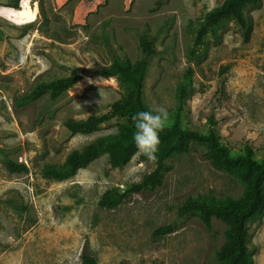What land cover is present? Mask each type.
Segmentation results:
<instances>
[{"label":"rangeland","instance_id":"rangeland-1","mask_svg":"<svg viewBox=\"0 0 264 264\" xmlns=\"http://www.w3.org/2000/svg\"><path fill=\"white\" fill-rule=\"evenodd\" d=\"M224 1L0 0V264H82L85 254L97 264H218L225 224L214 219L207 231L197 216L178 211L200 194L238 199L244 186L213 168L204 147L170 159L162 186L134 194L114 210L99 206L103 194L141 183L154 161L136 155L123 169L110 170L104 154L63 182L45 179L41 169L117 133L103 125L92 134H71L64 124L104 114L126 94L116 79L93 71L109 64L113 52L139 60L143 34L157 50L147 104L166 108L170 126L179 84L192 67L182 127L205 133L214 117L232 152L251 146L263 160L264 0L245 11L252 22L249 41L230 20L206 37L194 62L187 56L199 21ZM75 73L89 74L60 98L24 101L39 85ZM8 161L26 163L29 171L12 174ZM169 224L174 233L155 236ZM250 234L255 262L264 264V218Z\"/></svg>","mask_w":264,"mask_h":264},{"label":"trees","instance_id":"trees-1","mask_svg":"<svg viewBox=\"0 0 264 264\" xmlns=\"http://www.w3.org/2000/svg\"><path fill=\"white\" fill-rule=\"evenodd\" d=\"M259 2L260 0H225L222 5L208 12L195 28V38L187 55L189 61L196 60L198 50L206 37L226 21L234 20L244 41H249L252 22L245 11L248 7L259 5ZM12 7L18 9L19 2H15ZM140 48L141 58L134 63L113 52L109 64L98 66L93 71L105 79H116L126 89V94L111 104L104 114L90 116L82 121L69 119L64 124L71 134H92L103 125L117 129V133L82 149L73 150L61 165L45 164L41 169L45 179L57 182L69 180L104 154L108 155L110 170L123 169L137 155L138 150L133 140L135 132L133 117L140 111L153 110L147 104L145 89L151 61L157 54L155 40L148 34L140 37ZM88 74L75 73L41 84L26 95L24 101L27 103L37 101L45 95L56 100ZM193 76L194 69L189 67L184 80L179 84L173 123L159 133L160 144L154 161V170L146 175L141 183L132 185L125 191L119 188L107 190L99 206L114 210L132 195L162 186L165 175L170 170L167 162L173 157L188 153L194 145L202 146L206 149L205 157L213 168L243 184V194L238 199L231 196L218 197L213 193L200 194L189 198L179 209L178 214L180 217L197 216L207 231L212 230L214 219L225 224L224 243L216 252L218 264H256L249 247L250 231L253 224L261 222L264 218V159L258 160L251 146H246L243 152H232L222 142L214 117H210V128L205 133L182 127L181 118L187 100L192 94ZM6 167L12 174L29 171L25 163L8 161ZM175 231L176 226L169 224L160 227L155 236L161 238ZM82 264H97V260L94 256L85 254L82 257Z\"/></svg>","mask_w":264,"mask_h":264},{"label":"clouds","instance_id":"clouds-1","mask_svg":"<svg viewBox=\"0 0 264 264\" xmlns=\"http://www.w3.org/2000/svg\"><path fill=\"white\" fill-rule=\"evenodd\" d=\"M133 119L135 121L133 140L138 150L137 155L155 161L160 144L159 133L169 126L167 109L161 106L151 111H140Z\"/></svg>","mask_w":264,"mask_h":264},{"label":"built area","instance_id":"built-area-1","mask_svg":"<svg viewBox=\"0 0 264 264\" xmlns=\"http://www.w3.org/2000/svg\"><path fill=\"white\" fill-rule=\"evenodd\" d=\"M26 164V163H25Z\"/></svg>","mask_w":264,"mask_h":264}]
</instances>
